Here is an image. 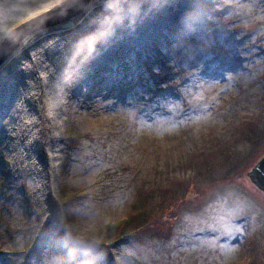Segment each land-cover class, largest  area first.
Masks as SVG:
<instances>
[{"label": "rangeland", "instance_id": "rangeland-1", "mask_svg": "<svg viewBox=\"0 0 264 264\" xmlns=\"http://www.w3.org/2000/svg\"><path fill=\"white\" fill-rule=\"evenodd\" d=\"M217 4V25L203 21L160 87L143 66L157 53L148 46L127 70L109 62L74 88L83 139L60 182L83 193L65 208L77 233L114 230L144 199L158 215L145 241L113 246L108 264H264V194L247 177L264 154V0ZM14 107L0 109V135ZM16 181L0 191V264H34L59 227L43 225L32 179ZM228 224L239 231L225 235Z\"/></svg>", "mask_w": 264, "mask_h": 264}, {"label": "trees", "instance_id": "trees-1", "mask_svg": "<svg viewBox=\"0 0 264 264\" xmlns=\"http://www.w3.org/2000/svg\"><path fill=\"white\" fill-rule=\"evenodd\" d=\"M217 1L207 0L204 9V21L212 26L217 25L213 22V15H221ZM42 2L28 0L25 7L35 8ZM12 3H19V0H12ZM170 3L173 7L162 9L154 19L146 20L130 34H121L110 47L102 49L85 67L83 78L95 82L109 62L127 70L135 62L131 61V55L148 46L157 51L143 65L154 81L152 85L160 87L165 80H169L168 77L180 72L184 58L188 55L189 38L184 34L182 23L188 0H170ZM96 11H102V7L98 5ZM20 16L19 12L11 14L10 20L0 22V29L8 33L21 23ZM90 30L85 15H78L36 36L23 52L16 53L0 69V109L4 110L12 101L15 103V119L0 135V168L3 172L0 191L5 193L8 186V189L14 187L16 178L23 172L26 179L34 182V186L29 188L33 204L45 210L43 225L55 221L61 234L65 231L79 234L65 208L83 193L77 188L63 186L60 178L67 173L72 152L80 145L83 134L73 117L76 85L66 93L57 86V82L65 48L76 39L78 33ZM139 204L114 230L102 224L97 231L83 235L95 241L92 247L101 254L103 249H107L110 254L113 246L119 243L145 241L142 236L150 227L149 216L155 218L158 215H150L154 209L148 206L145 199ZM42 230L44 232L45 228ZM152 235L161 233L154 230Z\"/></svg>", "mask_w": 264, "mask_h": 264}, {"label": "clouds", "instance_id": "clouds-1", "mask_svg": "<svg viewBox=\"0 0 264 264\" xmlns=\"http://www.w3.org/2000/svg\"><path fill=\"white\" fill-rule=\"evenodd\" d=\"M28 0H0V22L11 19V14L21 13L20 32L10 35L0 29V42L6 38L14 39L23 52L36 36L46 30L49 13L67 16L71 11L83 12L91 30L80 32L64 50L61 73L57 86L69 93L84 77L85 67L95 59L102 49L110 47L113 40L121 34H130L148 19H154L162 9L173 7L170 0H61L58 7L33 20H26L32 11L43 7L49 0H43L38 7H25ZM100 5L102 11L97 12ZM207 0H188L182 16L186 38L198 37L205 19L204 9ZM22 21H24L22 23ZM191 43L190 39L187 40ZM195 50L196 45H192ZM94 240L72 231L53 233L39 257H33L34 264H108L109 251L103 249L99 255L92 247ZM119 264V262H118Z\"/></svg>", "mask_w": 264, "mask_h": 264}, {"label": "water", "instance_id": "water-1", "mask_svg": "<svg viewBox=\"0 0 264 264\" xmlns=\"http://www.w3.org/2000/svg\"><path fill=\"white\" fill-rule=\"evenodd\" d=\"M83 12L71 11L67 16H60L49 13L50 18L45 24V28H54L60 24L71 21ZM20 32V23L14 26L8 33L15 35ZM18 45L14 39L6 38L0 42V69L19 51ZM250 181L262 192H264V155L253 165L252 169L247 173Z\"/></svg>", "mask_w": 264, "mask_h": 264}, {"label": "snow or ice", "instance_id": "snow-or-ice-1", "mask_svg": "<svg viewBox=\"0 0 264 264\" xmlns=\"http://www.w3.org/2000/svg\"><path fill=\"white\" fill-rule=\"evenodd\" d=\"M61 3V0H49V3L44 6L40 11H37V12H34V13H31L26 20H33L35 19L36 17H39L45 13H48L54 9H56L58 7V5ZM24 21H22L23 23ZM235 211V209H233V212ZM231 214V213H230ZM229 229H232V230H235V231H239L238 228H235L234 225L232 224H228L225 229H224V232H225V235H228V236H231V231H229ZM210 230H212L213 232L217 231L216 228H211L210 227Z\"/></svg>", "mask_w": 264, "mask_h": 264}]
</instances>
